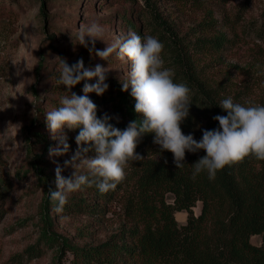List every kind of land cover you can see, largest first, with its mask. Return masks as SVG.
Instances as JSON below:
<instances>
[{
  "label": "rangeland",
  "instance_id": "rangeland-1",
  "mask_svg": "<svg viewBox=\"0 0 264 264\" xmlns=\"http://www.w3.org/2000/svg\"><path fill=\"white\" fill-rule=\"evenodd\" d=\"M263 15L264 0L224 3L0 0V188H5L0 217V264H76L71 249L65 245L67 241L72 246L95 247L130 229L139 202L140 167L146 160L157 158L158 145L152 144L142 160L129 162L124 169V180L106 200L83 188L70 194L69 197H83L85 202L99 208V212L86 214L72 208L64 209L61 214L53 211L55 202L48 199V191L55 190V168L59 165L64 169L61 175H71L73 169L64 167V162L74 153L78 134L65 129L69 151L52 158L49 147L44 149L36 141V134L42 133L51 147L58 143L50 139L45 113L61 106L63 95L59 90L64 86L56 83L60 58L69 62L74 59V55L70 57L72 54L80 52L86 67L101 64L110 70L109 80L125 82L130 64L118 60L115 53L106 61L101 60L95 56V50H102L116 37L126 36L131 30L128 19L140 27V33L136 34L142 38L154 36L158 27L164 33L161 40L167 43L161 56L164 67L174 71V82L180 83L182 75L189 73L193 82L201 87L202 95L198 93V96L210 103L219 104L221 99L231 97L234 103L261 106L264 102ZM92 22L102 25L105 31L103 41L97 40L90 52L91 45L89 48L81 46L76 36L81 27ZM218 36L228 40L219 50L210 44L199 46L195 42ZM40 60L42 68H38ZM195 83L190 89V99L198 88ZM109 89H113L111 94L115 98L117 88ZM123 92L131 97L130 88ZM106 93L102 96L107 100ZM88 95L97 105L100 116L107 113L128 124L127 117L112 114L109 102H100L101 96ZM92 155L94 153H89ZM165 199L173 203L171 194ZM200 208L198 202L193 213L198 215ZM175 219L179 225L185 224L187 212L176 211ZM250 242L260 246L261 237L252 236Z\"/></svg>",
  "mask_w": 264,
  "mask_h": 264
},
{
  "label": "clouds",
  "instance_id": "clouds-1",
  "mask_svg": "<svg viewBox=\"0 0 264 264\" xmlns=\"http://www.w3.org/2000/svg\"><path fill=\"white\" fill-rule=\"evenodd\" d=\"M104 31L102 25L92 22L78 30L76 39L81 46L89 48L91 45V52L97 40L103 41ZM163 47L158 38L151 35L142 38L129 30L126 36L116 37L102 50H95V56L101 60L106 61L115 53L118 60L130 64L128 79L121 83V91L131 89L134 112L140 118L139 123L138 119L130 121L123 130L110 123L113 117L107 113L98 117L97 105L88 95L102 96L107 91L110 70L101 64L86 67L83 58L72 65L60 58L56 83L64 86L68 95L60 99V107L45 113L50 139L58 141L55 147H49V157L68 153L70 145L65 129L78 130V134L76 149L64 162V167L73 169L71 175H61L64 169L57 165L55 190L48 191L50 200L55 202V213H63L70 194L85 186H94L101 194L115 190L124 180V169L129 162L144 158L135 151L144 134H153L152 143L159 146L160 152L172 153L177 169L184 166L186 152L203 150L205 155L192 164L193 180L202 172L209 180H214L224 167L249 156L264 161V106H244L228 97L219 104L226 115L212 117L218 127L202 129L199 141L191 133L182 132L181 124L189 116L192 105L190 89L185 83L174 82V71L164 67ZM93 79L95 83H88ZM82 81L83 95H77L72 89ZM89 153L94 155L89 156ZM77 168L84 171L77 172Z\"/></svg>",
  "mask_w": 264,
  "mask_h": 264
},
{
  "label": "trees",
  "instance_id": "trees-1",
  "mask_svg": "<svg viewBox=\"0 0 264 264\" xmlns=\"http://www.w3.org/2000/svg\"><path fill=\"white\" fill-rule=\"evenodd\" d=\"M144 1L149 2V0ZM204 1L227 2V0ZM153 16L155 17V14ZM122 18L124 19V16ZM126 21L131 31L140 33V27L128 19ZM159 29L158 27V33L154 36L165 46L167 41L161 40L164 33ZM195 42H198L199 46L210 44L219 50L228 40L218 36ZM180 52H182L181 45L178 48V53ZM73 55L74 59L67 61L69 65L74 64L82 54L76 52L70 57L72 58ZM181 60L183 58H180ZM42 66L43 62L40 60L38 68ZM121 82L108 78L106 83L109 88L111 86L117 88V94L115 93L114 98L111 94L113 89L108 88L107 93L105 92L107 100L105 96H101L100 102L102 104L109 102L113 115L127 117L128 123L138 119L139 123L140 117L134 112L135 100L121 91L119 88ZM88 83H95V79ZM180 83H185L191 89L195 82L189 73H186L185 76L182 75ZM83 84L82 81L76 85L72 92L83 95ZM195 86L198 88L191 96L189 116L181 124V129L185 135L191 133L194 139L199 141L202 137V129L211 130L218 127V123L212 117L226 115V112L219 107L223 99L219 104L210 103L203 96H198V93L202 95L201 87L196 83ZM59 94L68 95L65 89L59 90ZM89 94L97 96L95 93ZM261 106H264V102ZM99 114L97 112L98 117ZM110 123L121 130L128 125L116 119L110 120ZM44 137L42 133H37L36 141L47 149L51 143L46 142ZM152 140L153 134H144L135 151L144 156L145 151L153 144ZM203 155H205L203 150L187 153L183 161L184 166L177 169L173 164L172 153L160 152L158 146L157 158L146 160L140 167L137 186L139 202L135 208L133 226L95 247L72 246L67 241L65 245L71 249L74 262L76 264H264V161L249 156L237 164L224 167L214 180H209L207 174L203 172L193 180L192 164ZM4 189L0 188V217L5 198ZM83 189L105 200L114 191L101 194L94 186H85ZM167 194L173 196V203L166 202ZM82 198L69 197L64 209L72 208L86 214L100 211ZM48 199H50L49 195ZM87 199L92 198L87 196ZM198 202L201 208L199 214L195 215L193 208ZM176 211L187 212L185 224L177 223ZM252 236L261 237L260 246L250 242Z\"/></svg>",
  "mask_w": 264,
  "mask_h": 264
}]
</instances>
